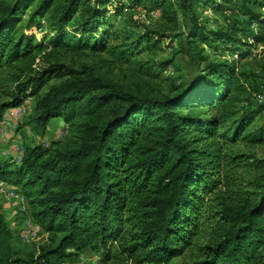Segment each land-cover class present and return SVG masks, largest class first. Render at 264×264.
Segmentation results:
<instances>
[{"label":"trees","instance_id":"obj_1","mask_svg":"<svg viewBox=\"0 0 264 264\" xmlns=\"http://www.w3.org/2000/svg\"><path fill=\"white\" fill-rule=\"evenodd\" d=\"M192 2L223 27L202 26ZM139 7L158 11V30ZM169 34L182 38L173 58L187 60L192 82L163 80ZM218 42L238 62L210 60L204 46ZM258 46L264 61V0H0V121L28 100L35 124L68 130L20 165L0 161V181L21 190L49 236L16 258L0 213V264H79L86 248L106 262L264 264V106L248 107L238 65Z\"/></svg>","mask_w":264,"mask_h":264},{"label":"rangeland","instance_id":"obj_2","mask_svg":"<svg viewBox=\"0 0 264 264\" xmlns=\"http://www.w3.org/2000/svg\"><path fill=\"white\" fill-rule=\"evenodd\" d=\"M191 9L198 19V22L207 28L209 31H217L223 27L221 19L218 15L214 14L210 8H202L198 4L192 2ZM147 12V16L144 18V24L153 30H158L160 24L159 13L157 10L148 11V9L136 8L134 12ZM131 10L124 11V14H129ZM119 18V17H118ZM178 19L180 23V33H186L185 24L187 23L186 16H183L182 12H178ZM45 21L43 19L38 20V25H34L31 29L32 33L39 41L42 39L45 33ZM182 38L178 35L169 34L168 38L161 43V49L157 55L159 59L171 60V65L162 72L163 80H180L179 82H192L195 78V72L189 65L187 60L182 55H176L178 46ZM217 50L213 51L209 45L204 46V50L212 61H235L238 62V58L231 50L233 46L218 42ZM244 52H248L250 55L243 60H240L238 65L243 66V76L252 86V98L248 107L257 108L264 106V61L259 57L262 48L258 46L256 49L249 48L243 49ZM236 57V59H235ZM90 62H94L92 59ZM89 62V63H90ZM247 62H251L248 63ZM114 79H119V76H113ZM168 82L164 83L167 84ZM31 101H26L22 106L16 109L6 111L0 121V161L13 162V160L19 155H25L27 150L32 148H41L45 150H52L56 147V144L63 141L68 134L67 125L63 121H57L47 124L45 127L37 125L31 119L32 112ZM262 117L264 119V109L262 111ZM255 122L260 120L255 119ZM258 156L264 158V146L258 149ZM12 164V163H11ZM14 165L16 163L13 162ZM9 183H7L8 185ZM10 185V184H9ZM15 188V187H14ZM16 189V188H15ZM19 193L21 190L17 187ZM27 209V213L23 216L20 214L22 207ZM0 213L3 215L4 220L12 232V240L10 246L14 252L16 258L27 260L28 256L37 255L41 247L49 244V236L42 232L30 240L29 243H24L25 240L21 239L20 231L25 218L30 217V206L21 203L16 200H8L5 195L0 194ZM77 263L79 264H134L132 261H128L125 258L119 256H113V258L106 262L104 260L103 252L98 249L92 248L83 249L76 255ZM180 259L172 261L170 264H180ZM163 264V263H161Z\"/></svg>","mask_w":264,"mask_h":264},{"label":"built area","instance_id":"obj_3","mask_svg":"<svg viewBox=\"0 0 264 264\" xmlns=\"http://www.w3.org/2000/svg\"><path fill=\"white\" fill-rule=\"evenodd\" d=\"M23 157V154H19L13 160V162L16 163V165H20L22 163ZM0 194L5 195L8 200L20 201L23 204L26 203L24 196L9 184L7 185L6 182L0 181ZM26 213L27 209L22 207L20 210L21 216L25 215ZM40 233L41 229L38 227V225H36L29 217L25 218L20 231L21 239L25 240L24 243H29L30 240H32L34 237H37Z\"/></svg>","mask_w":264,"mask_h":264},{"label":"crops","instance_id":"obj_4","mask_svg":"<svg viewBox=\"0 0 264 264\" xmlns=\"http://www.w3.org/2000/svg\"><path fill=\"white\" fill-rule=\"evenodd\" d=\"M13 187L17 188L16 186H13Z\"/></svg>","mask_w":264,"mask_h":264}]
</instances>
